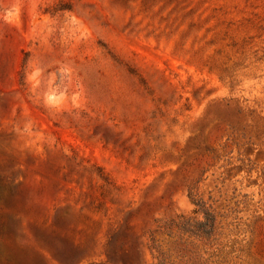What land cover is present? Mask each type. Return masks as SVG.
I'll return each mask as SVG.
<instances>
[{
    "label": "rangeland",
    "instance_id": "1",
    "mask_svg": "<svg viewBox=\"0 0 264 264\" xmlns=\"http://www.w3.org/2000/svg\"><path fill=\"white\" fill-rule=\"evenodd\" d=\"M0 264H264V0H0Z\"/></svg>",
    "mask_w": 264,
    "mask_h": 264
},
{
    "label": "trees",
    "instance_id": "2",
    "mask_svg": "<svg viewBox=\"0 0 264 264\" xmlns=\"http://www.w3.org/2000/svg\"><path fill=\"white\" fill-rule=\"evenodd\" d=\"M205 214V221L200 223V225L202 226H206V225H209V224H212L213 223V220L212 218L209 216L208 213H204Z\"/></svg>",
    "mask_w": 264,
    "mask_h": 264
}]
</instances>
